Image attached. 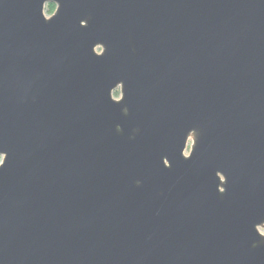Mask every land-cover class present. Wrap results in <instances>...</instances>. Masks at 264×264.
Here are the masks:
<instances>
[{
    "label": "water",
    "instance_id": "1",
    "mask_svg": "<svg viewBox=\"0 0 264 264\" xmlns=\"http://www.w3.org/2000/svg\"><path fill=\"white\" fill-rule=\"evenodd\" d=\"M0 156V264H264V0H0Z\"/></svg>",
    "mask_w": 264,
    "mask_h": 264
},
{
    "label": "flooded vegetation",
    "instance_id": "2",
    "mask_svg": "<svg viewBox=\"0 0 264 264\" xmlns=\"http://www.w3.org/2000/svg\"><path fill=\"white\" fill-rule=\"evenodd\" d=\"M48 8L49 14L47 15V17H50L54 14V12L56 11L57 5L54 3H47L45 8ZM119 96H120V91H119Z\"/></svg>",
    "mask_w": 264,
    "mask_h": 264
},
{
    "label": "rangeland",
    "instance_id": "3",
    "mask_svg": "<svg viewBox=\"0 0 264 264\" xmlns=\"http://www.w3.org/2000/svg\"><path fill=\"white\" fill-rule=\"evenodd\" d=\"M45 14H46V16L49 14V11H48V8L46 7L45 8ZM98 50H100V49H98ZM114 96L116 97V98H118L119 97V89H117L115 92H114ZM188 150L189 149H187V152H188ZM1 157V156H0ZM262 232H264V230H261Z\"/></svg>",
    "mask_w": 264,
    "mask_h": 264
},
{
    "label": "clouds",
    "instance_id": "4",
    "mask_svg": "<svg viewBox=\"0 0 264 264\" xmlns=\"http://www.w3.org/2000/svg\"><path fill=\"white\" fill-rule=\"evenodd\" d=\"M2 160H3V157H0V162H2Z\"/></svg>",
    "mask_w": 264,
    "mask_h": 264
}]
</instances>
